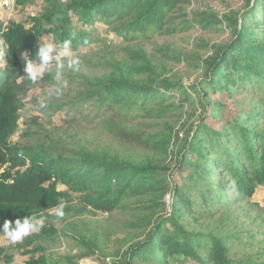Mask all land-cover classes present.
Returning a JSON list of instances; mask_svg holds the SVG:
<instances>
[{
    "label": "trees",
    "instance_id": "1",
    "mask_svg": "<svg viewBox=\"0 0 264 264\" xmlns=\"http://www.w3.org/2000/svg\"><path fill=\"white\" fill-rule=\"evenodd\" d=\"M32 1L15 0V7ZM42 1L40 10L24 19L0 17V225L4 219L32 214L44 220L39 233L30 234L15 245L22 249L21 255H28L23 263L48 264L46 241L58 236L51 221L55 217L52 210L62 202L64 212L73 216L128 208L143 210V215L129 225L146 228L147 232L127 250L128 258L117 264H264V204L251 200L264 187V29L258 31L259 24L264 25V9H259V1L248 8V0L247 10L240 16L236 12L224 16L225 26L234 34L231 40L212 45L208 55L185 53L175 59L200 67L204 83L213 92L229 90L230 86L246 90L251 109L241 120L234 121L233 131L210 127L203 123L207 92L193 85L200 95L197 103L202 114L199 123L192 127L190 123L178 145L172 127L143 136L126 124L136 119L157 120L181 109L172 100L177 92L183 95L180 102L191 97L180 81L165 74L162 51H158L157 58L142 47V40H149L153 32L159 31L182 0ZM254 11L257 14L252 16V30L245 19ZM196 20L209 23L198 17ZM97 23L107 26L115 39L125 43L121 48L125 54L118 56L104 44L106 49L101 52L85 55V63L102 69L95 75L65 74L82 88L57 107L65 105L72 110L74 104L88 105L87 110L95 113L99 125L117 138L126 137L128 142L138 144L147 155L134 158L108 145H80L67 148V153L56 151L50 132L39 137L43 126L37 117L24 122L27 127L22 138L26 142L13 141L20 128L25 95L40 82L57 79L51 68L52 58L35 81L26 78L28 62L42 64L38 53L48 42L45 37L51 35L53 45L68 39L70 50L77 52L79 47L103 40L94 37ZM172 145L177 149L175 174L164 160ZM177 176L184 177L181 184L176 181ZM229 189L239 196H232ZM168 192L172 201L167 215L162 212L166 211L164 197ZM231 204L245 205V219H251L250 213L255 212L251 221H257L262 228L247 230L248 245H252L256 235L262 237L257 239L254 253L240 258L235 257L231 246L232 239L240 234L221 232L229 222L227 216L213 227L199 229H191L183 221L185 213L197 222L200 216L211 218L214 210ZM36 242L39 244L33 246ZM85 245L86 249L76 255L60 258L65 264H78V259L95 251L96 235L90 236ZM6 255L0 244V261L10 264L12 257Z\"/></svg>",
    "mask_w": 264,
    "mask_h": 264
},
{
    "label": "rangeland",
    "instance_id": "2",
    "mask_svg": "<svg viewBox=\"0 0 264 264\" xmlns=\"http://www.w3.org/2000/svg\"><path fill=\"white\" fill-rule=\"evenodd\" d=\"M254 1L250 0L248 8L251 7ZM258 1L261 4L259 9L263 11L264 0ZM247 2L248 0H182L171 13V18H168L164 26L159 31L153 32L149 40H142V47L147 54L154 53L155 57L159 58L160 53L158 51H162L166 64L165 74H172L176 81H180L187 94L191 97L187 101L180 102L179 100L183 95L181 92H177L172 100L178 102L182 106L181 109L170 111L166 117L157 120L141 121V119H136L127 123V126L136 128V132L142 133L143 136L155 134L172 127L171 131L173 130L177 134L175 140L178 145L179 140L181 138L184 139L190 123L192 127V124H197L200 121L202 109L197 103L200 95L193 90V85H197V88H202L207 92L205 100L208 102V106L203 114V123L223 132L235 129L234 121L238 122V120H241L243 115L251 109L249 92L232 86H230L229 90L213 92L204 83V75L200 67L196 68L195 63L188 62V60L175 61V59L185 53L208 55L212 45L223 44L231 40L234 34L231 32L230 27L225 26L224 16L231 12L239 13L240 16L247 10ZM42 5V0H34L31 3H26L23 7L16 8L15 0H0V17L3 20L9 17L24 19L29 14L37 13ZM257 11L248 15L245 19L247 24H249V28L250 24H253L251 23L252 16L257 14ZM204 13L209 15H204ZM260 16H262V13ZM197 17L209 20V23L197 21ZM184 20H187L188 24H184ZM260 25L262 24H259L260 28L258 31L262 32L264 25ZM254 28L255 26H252L250 29L253 30ZM93 31L95 38L98 37L103 40L94 41L89 45L79 47L77 52L71 51L69 47L68 55H61L64 51L61 45H54L51 53L54 64L51 68L56 75L59 73V78L52 83L42 81L25 95L26 105L21 112L20 128L13 141H25L22 138V134L27 127L24 122H28L32 117H37L38 122L43 126V129L39 132V137L42 138V134L46 131L50 132L56 141L54 146L56 151L67 153V148H77L80 145L87 147L108 145L134 158L141 159L142 156L147 155V152L138 144L128 142L126 137H121L122 139L119 137V139L109 133L102 125H99L94 116L95 113H89L87 110L89 108L88 105L77 106L74 104L72 105V110L65 105L62 108L57 107L62 102L65 104L82 88L78 82H72L66 78L65 74L84 73L86 75H95L102 69L100 66L85 63V55L101 52L106 49L104 44H106V47H112L108 49L114 53L116 52L118 56L125 54L121 50L125 43L117 38L115 39L112 31L107 26L97 23ZM45 41L52 43L51 35L45 37ZM116 45L117 47H115ZM73 54L79 56L81 63L70 68L68 66V61L71 58L69 55ZM58 59L63 64L62 68H57ZM58 91L59 95L57 94ZM42 102L46 104V107H40ZM48 104L52 105L49 107ZM38 107L42 108V110L38 111ZM137 121L141 124H138ZM39 140L42 141L41 139ZM176 151V146H173L172 149H169L166 157H164L173 174L177 172L176 169L173 170L177 156L175 155ZM183 179V176H177L176 181L181 184ZM229 190L232 196H239V194L232 191L233 189ZM251 200L263 205L264 187L259 188ZM164 201L167 207L162 214L167 213L168 215L172 201L171 192L165 195ZM244 206V204L220 206L217 210H214L211 218L200 216L197 222L192 219L191 215L185 213L183 221L187 227L199 229L207 225L213 227L220 222L221 218L227 216L229 222L225 227L221 228V232L232 231L240 234L239 238H234L231 241L235 257L240 258L246 253H254L258 246L257 239L262 237V235L258 234L256 235V242L254 241L252 245L246 243L247 230L255 232L262 228L257 221H251L256 215L255 212L250 213L251 219L243 217ZM53 211L55 210L53 209ZM142 215L143 210L139 208H128L126 211L115 210L112 213H97L94 216L88 214L73 216L69 212H64L63 217L55 215L51 221L57 229L58 236L53 241H46V249L49 255L48 264H65L60 256L66 254L76 255L78 252L85 250V243L92 235H96L97 247L93 253H90L85 258L78 259V264H117L122 260H126L128 258L126 256L127 250L136 241L141 240L147 232L146 228L135 229L129 225L132 220ZM0 244L5 247L6 256L12 257L10 264H24L23 260L28 258V255L23 256L20 254L22 249H17L15 247L16 244L9 245L3 236L0 237ZM37 244L39 242H36L33 246ZM0 264L4 263L0 261Z\"/></svg>",
    "mask_w": 264,
    "mask_h": 264
},
{
    "label": "clouds",
    "instance_id": "3",
    "mask_svg": "<svg viewBox=\"0 0 264 264\" xmlns=\"http://www.w3.org/2000/svg\"><path fill=\"white\" fill-rule=\"evenodd\" d=\"M71 41L65 39L62 41L61 47L63 52L61 55H68V49ZM54 45L52 43H46L44 46L39 48V55L42 59V64L34 65L32 62H28L25 66L26 78H30L32 81H35L41 73L44 71V64H47L51 59L50 53L53 52ZM71 58L68 61V66L71 68L73 65H79L81 63L79 56L69 55ZM63 64L57 63V68H62ZM59 78V73L57 74ZM59 95V91L57 93ZM40 107H46L45 103H41ZM65 204L60 203L56 207L54 215L58 217H63L64 215ZM44 226L43 218H38L35 214L26 215L23 218L17 217L15 220L4 219L3 224L0 225V233L3 237L6 238V241L9 245H15L21 243L23 239L30 234L39 233L42 227Z\"/></svg>",
    "mask_w": 264,
    "mask_h": 264
}]
</instances>
